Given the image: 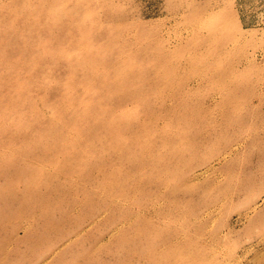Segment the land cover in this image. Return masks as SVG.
Listing matches in <instances>:
<instances>
[{
	"label": "rangeland",
	"instance_id": "rangeland-1",
	"mask_svg": "<svg viewBox=\"0 0 264 264\" xmlns=\"http://www.w3.org/2000/svg\"><path fill=\"white\" fill-rule=\"evenodd\" d=\"M0 264H264V0H0Z\"/></svg>",
	"mask_w": 264,
	"mask_h": 264
}]
</instances>
